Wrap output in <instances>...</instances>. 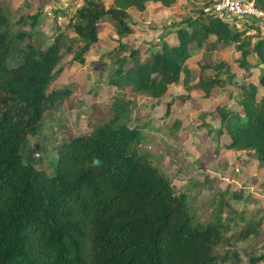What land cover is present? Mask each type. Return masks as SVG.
Wrapping results in <instances>:
<instances>
[{
  "label": "trees",
  "instance_id": "1",
  "mask_svg": "<svg viewBox=\"0 0 264 264\" xmlns=\"http://www.w3.org/2000/svg\"><path fill=\"white\" fill-rule=\"evenodd\" d=\"M150 2L168 7L175 0H69L55 11L67 17L66 26H55L45 47L29 43L14 66L7 64L9 17L0 4V264H223L227 259L215 251L220 223L194 224L185 194L142 152V127L131 123L135 105L123 89L159 100L179 82L208 98L215 97V87H237V107L222 103L214 111L217 133L226 136V148L251 151L264 161V37L247 34L253 28L257 34V21L242 20L236 27L204 10L210 5L205 0L204 9L176 28L174 41L163 40L143 55L123 38L133 32L129 10L144 11ZM256 4L264 11V0ZM41 10L23 22L36 27ZM104 18L117 42L108 54L114 68L108 84L116 90L108 117L86 134L65 137L49 174L35 167L24 147L39 134L44 113L71 93L69 85L50 88L62 55L83 62ZM211 37V49L232 45L239 52L242 80L226 61L198 59L200 71L213 74L190 83L191 48L203 47ZM249 54L258 60V81L247 77ZM257 263L264 264V246L249 258L248 264Z\"/></svg>",
  "mask_w": 264,
  "mask_h": 264
},
{
  "label": "rangeland",
  "instance_id": "2",
  "mask_svg": "<svg viewBox=\"0 0 264 264\" xmlns=\"http://www.w3.org/2000/svg\"><path fill=\"white\" fill-rule=\"evenodd\" d=\"M68 1L0 0L2 12L9 17V66L21 60L23 48L29 43L45 47L52 41V29L66 26L67 17L55 11L65 8ZM40 8L36 27L23 22V17ZM204 8L205 0H175L168 7L150 2L144 11L132 8L128 21L133 32L123 41L148 55L163 40L174 41L176 28L185 26L184 19ZM257 25V34H253L264 37V22L259 20ZM97 29L99 39L83 62L72 61V54L62 55L50 88L69 85L71 93L44 113L39 134L24 147L35 167L49 174L55 171L57 146L65 137L86 134L108 117V106L116 92L108 84V75L114 69L108 54L117 42L107 18L98 22ZM69 36L75 37V33L69 30ZM214 39L211 37L203 47L191 48L187 63L190 83L200 75L213 74L210 69L201 72L198 59L226 61L237 79L246 76L238 61L239 52L232 45L211 49ZM247 60V77L258 81L257 58L249 54ZM123 91L135 105L131 123L142 127V152L149 154L176 192L185 194L193 223L202 227L210 222L220 223L222 236L215 251L227 258L223 264H248L249 258L264 246V161L251 151L226 148V136L217 133L219 120L214 112L222 103L237 107L235 97L239 89L233 85L215 87V97L208 98L202 90L187 89L179 82L170 86L159 100L131 93L127 87Z\"/></svg>",
  "mask_w": 264,
  "mask_h": 264
},
{
  "label": "built area",
  "instance_id": "3",
  "mask_svg": "<svg viewBox=\"0 0 264 264\" xmlns=\"http://www.w3.org/2000/svg\"><path fill=\"white\" fill-rule=\"evenodd\" d=\"M204 10H211L219 19L230 21L236 27L241 26L242 20L264 22V11L257 6L256 0H210V5ZM253 32L254 28L248 30L247 34Z\"/></svg>",
  "mask_w": 264,
  "mask_h": 264
},
{
  "label": "crops",
  "instance_id": "4",
  "mask_svg": "<svg viewBox=\"0 0 264 264\" xmlns=\"http://www.w3.org/2000/svg\"><path fill=\"white\" fill-rule=\"evenodd\" d=\"M17 8V7H16ZM218 123H219V121H218ZM219 125H220V123H219ZM226 142V141H225Z\"/></svg>",
  "mask_w": 264,
  "mask_h": 264
}]
</instances>
